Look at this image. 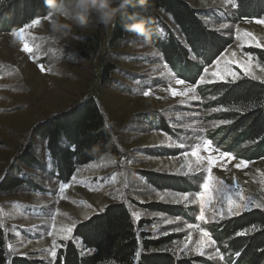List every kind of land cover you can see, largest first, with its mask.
I'll list each match as a JSON object with an SVG mask.
<instances>
[{
    "label": "rangeland",
    "instance_id": "374dc122",
    "mask_svg": "<svg viewBox=\"0 0 264 264\" xmlns=\"http://www.w3.org/2000/svg\"><path fill=\"white\" fill-rule=\"evenodd\" d=\"M187 1L216 37L230 42L216 59L191 55L188 63L178 57L169 60L154 39L146 44L131 33L113 43L115 22L105 28L95 17L86 28L74 26L68 37L54 36L48 20L40 19V25L29 29L27 38L35 48L29 55L12 35L20 28L12 29L7 20H0V187L13 177L26 183L11 192L0 188V226L7 236L9 261L20 256L53 264L64 244L76 241L74 231L81 223L102 214L109 205L124 204L136 225L149 221L142 231L152 239L173 237L162 251L196 259V264H244L226 252L231 240H224L222 227L245 213L264 209L251 207L233 217L226 211L223 217L219 212L213 217V212L226 209L229 197L264 205V146L247 141L246 132L233 130L229 121L222 123L227 121L222 116L227 110L217 106L222 94H214L211 88L224 82L214 80L211 73L218 70L216 60L222 61L220 68L224 60H232L231 67L244 78L236 67L239 61L250 63L255 80L264 81V65L249 53L250 49L264 50V24L256 23L264 17L241 20L235 0ZM156 28L161 46L172 36L183 42L170 15L162 14ZM13 39L15 46L10 43ZM203 68L209 74L201 84ZM185 76L184 85L175 83V78ZM171 89L187 95L173 96ZM145 91L151 95H144ZM89 98L97 101L106 116L121 156H105L80 167L75 179L66 183L40 133L47 119ZM205 140L230 151L235 159L225 169L213 167V200L201 221L198 192L209 182L208 165L184 153ZM201 155L207 153L201 151ZM26 157L36 164L24 163ZM241 160L248 161L247 167L235 166ZM144 176L162 182L168 178L171 187L158 189ZM62 184L67 187L61 194ZM185 195L187 200L182 198ZM152 203L170 206L171 212L147 209ZM68 228L70 234L65 232ZM203 231L215 243L206 245L201 255L194 249ZM65 235L69 238L63 239ZM54 244L58 245L55 258L50 254Z\"/></svg>",
    "mask_w": 264,
    "mask_h": 264
},
{
    "label": "trees",
    "instance_id": "16d2710c",
    "mask_svg": "<svg viewBox=\"0 0 264 264\" xmlns=\"http://www.w3.org/2000/svg\"><path fill=\"white\" fill-rule=\"evenodd\" d=\"M235 1L237 16L241 20L264 17V0ZM147 7L148 14L141 18L150 22L156 33L152 39L159 44L166 59L178 57L184 63L189 62L191 55H208L216 59L230 45L228 40L216 37V33L199 16V11L187 0H147ZM139 10V2L134 0L127 13ZM49 11L44 0H0V20H7L12 29L22 28L33 19H44ZM162 14L172 17L179 27L183 42L172 36L167 44L161 46L156 22ZM124 23L125 20L118 16L111 42L119 43L124 40L128 33L123 30ZM249 53L264 65V50L250 49ZM112 72L113 69L107 71V74ZM212 91L214 94H222L217 106L227 110L222 116L230 122V128L237 132L245 131L247 141L264 146V81L244 77L234 83L217 84L211 88ZM44 124L40 137L46 140L47 149L60 172V179L66 183L70 182L80 167L105 156H121L107 118L93 98L68 112L53 116ZM31 158L26 157L23 162L36 164L30 163ZM144 177L158 189L171 187L172 182L167 181L168 178L163 179L165 183L154 181L153 177ZM25 184L22 178L13 177L4 180L0 188L2 192H11ZM146 208L162 213L171 212L170 206L157 203L149 204ZM148 223L149 221L141 220L136 225L130 210L124 204L109 205L102 214L93 216L75 229L76 241L64 244L53 264H196V259L178 258L172 252L162 251L161 248L169 244L173 237L152 239L150 233L142 231ZM252 225L256 226L255 231L243 236L234 234ZM222 228L224 240H231L227 241L229 244L226 250L231 252L230 257L236 256V260L244 264H264V211L245 213L230 220ZM0 264L47 263L37 258L20 256H14L9 261L7 236L0 226Z\"/></svg>",
    "mask_w": 264,
    "mask_h": 264
},
{
    "label": "snow or ice",
    "instance_id": "6c2138e0",
    "mask_svg": "<svg viewBox=\"0 0 264 264\" xmlns=\"http://www.w3.org/2000/svg\"><path fill=\"white\" fill-rule=\"evenodd\" d=\"M49 15H47L45 17V19H49ZM41 20L40 19H33L30 23H28L26 26L20 28L18 31H13L12 35L17 37L21 42H22V50L25 53H28L29 55H31L35 48L34 46H31L29 44L28 41V36L30 35L29 33V29L34 28L38 25H40ZM256 23L258 24H264V20H257ZM247 37L251 38V34L250 33H245L244 34ZM257 47H260L261 45H259V43L256 44ZM235 54L233 53V56ZM192 59H195V56H192ZM251 58H249L250 60ZM221 60H216V67H217V71H213L211 73V76L213 77V79H218L219 81H222L224 83H234L237 80L240 79L241 77V72L235 71L233 70V68L231 67L233 61L232 60H224V67L220 68L221 65ZM41 67V71H44V67L43 65L40 66ZM165 67H167V65L165 64ZM236 67L242 70V73L244 76L248 77L250 76L252 79H257V77H255L253 75V73L251 72V64L250 63H241L239 61H236ZM204 75L200 76V83L203 84L205 83V79L204 76H207L208 73V68H203L202 69ZM175 78V77H174ZM187 77L185 76L184 78H175V83L177 85H184L186 82ZM172 91V95L176 96V95H187V92H177L174 89H171ZM189 91H195V89H189ZM144 95L148 96L151 95V91H145ZM220 110V109H217ZM237 111H239V109H236ZM228 121H222V123H227ZM201 151H203L204 153H207L206 156H202L201 155ZM214 153L216 155H214ZM184 155L186 157H195L196 161L198 164L203 163L204 161L207 162L208 167L206 168V172H207V179H208V183H203V191L202 192H198V196H199V201L201 204V207L199 209V219L201 221L205 220V208L207 205L212 204V200H213V196L211 194V188H210V182L212 181L213 177H212V170L213 167H220L221 169H225L227 164L231 163L234 159L235 156L232 155V153L230 151H221L219 146H216L213 144L212 140H205L203 142V144H196L192 147L191 151H186L184 153ZM248 161L245 160H241L240 163L236 164L235 166L237 168H240L241 166L247 167ZM188 171L191 172L192 171V166L189 163L187 165ZM73 179H75V177H73ZM218 183H223L222 181H219ZM67 186L66 185H60L59 186V192L62 194L65 190ZM184 200H187L188 197L185 195L182 197ZM213 209H215V205H212ZM251 207H256V208H261L264 209V205L259 204V203H253L250 204L248 201H245L243 198H241V202H237L235 200H233L231 197L228 198L227 200V208L223 209V207L221 209H215L213 212V217H215L216 213L219 212L221 214V217H223L224 212L226 211V214L228 217H233V216H238L243 212L246 211H250ZM256 230V226L252 225L251 227H246L242 230H239L237 232H235V235H239V236H243L248 232L251 231H255ZM72 231L71 228H68L65 230V232L67 234H70ZM63 239H68L69 235H65L64 237H62ZM190 239V237H189ZM215 243V241L212 240V238L210 237L209 233L207 231H203L202 232V236H201V240L200 242L196 245L195 247V251L201 255H203V249L206 245H213ZM56 247H58V245H53V250L51 251V256L53 258L56 257V251L54 250ZM136 255H139V251H137ZM217 255H220L219 252L217 251ZM220 259H223V256H220Z\"/></svg>",
    "mask_w": 264,
    "mask_h": 264
},
{
    "label": "clouds",
    "instance_id": "9594fccd",
    "mask_svg": "<svg viewBox=\"0 0 264 264\" xmlns=\"http://www.w3.org/2000/svg\"><path fill=\"white\" fill-rule=\"evenodd\" d=\"M49 8V30L56 37H68L73 27H88L90 20L95 19L105 28L114 24L118 16L125 20L123 30L144 39L150 44L154 33L150 22L142 19L149 12L147 0H138L140 10L127 13L133 0H44ZM70 21V22H69ZM16 39L11 40L15 46Z\"/></svg>",
    "mask_w": 264,
    "mask_h": 264
},
{
    "label": "water",
    "instance_id": "95a60500",
    "mask_svg": "<svg viewBox=\"0 0 264 264\" xmlns=\"http://www.w3.org/2000/svg\"><path fill=\"white\" fill-rule=\"evenodd\" d=\"M69 110H71V109H69ZM68 110V111H69ZM68 111H65V112H68ZM65 112H62V113H65ZM61 114V113H60ZM56 115H58V114H56ZM51 119H47L45 122H49Z\"/></svg>",
    "mask_w": 264,
    "mask_h": 264
}]
</instances>
